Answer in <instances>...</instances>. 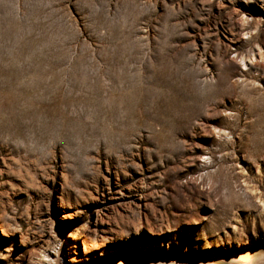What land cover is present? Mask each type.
Listing matches in <instances>:
<instances>
[{"label":"rangeland","instance_id":"1","mask_svg":"<svg viewBox=\"0 0 264 264\" xmlns=\"http://www.w3.org/2000/svg\"><path fill=\"white\" fill-rule=\"evenodd\" d=\"M136 252L264 264V0H0V264Z\"/></svg>","mask_w":264,"mask_h":264},{"label":"bare ground","instance_id":"2","mask_svg":"<svg viewBox=\"0 0 264 264\" xmlns=\"http://www.w3.org/2000/svg\"><path fill=\"white\" fill-rule=\"evenodd\" d=\"M170 240H175V237L172 235L169 237ZM125 255V254H124ZM116 256L117 260L115 262H111L108 264H163V261L169 264H213L214 261L209 260L208 257H189L184 259H178V260H171L168 257L159 255L158 260L155 258L150 257L149 255L143 254L142 252H136L134 254V260H129L127 256ZM111 258V257H110ZM109 259V258H108ZM187 260L192 261H199V262H188ZM99 264H107L104 261H102ZM218 264H246L243 262H219Z\"/></svg>","mask_w":264,"mask_h":264},{"label":"water","instance_id":"3","mask_svg":"<svg viewBox=\"0 0 264 264\" xmlns=\"http://www.w3.org/2000/svg\"><path fill=\"white\" fill-rule=\"evenodd\" d=\"M170 259V257H168ZM175 258V257H174ZM173 257L171 259H174ZM176 259V258H175ZM117 260L116 256L115 257H112V258H109L105 261V263H111V262H115Z\"/></svg>","mask_w":264,"mask_h":264}]
</instances>
